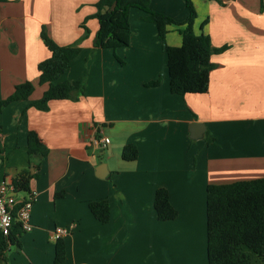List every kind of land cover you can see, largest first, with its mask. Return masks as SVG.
Segmentation results:
<instances>
[{"label":"crops","instance_id":"crops-1","mask_svg":"<svg viewBox=\"0 0 264 264\" xmlns=\"http://www.w3.org/2000/svg\"><path fill=\"white\" fill-rule=\"evenodd\" d=\"M96 2H0V100L17 85H34L28 100L0 114V181L28 172L36 194L31 230L17 228L18 244L0 264H53L54 230L70 226L62 264H208L207 187L264 180V0H192L197 33L207 20L202 32L214 68L206 93L183 96L170 92L164 41L148 13L130 10L127 47H93L98 23L88 17ZM150 8L177 22L188 16L185 0H150ZM82 25L88 36L58 81L84 79L83 95L36 110L30 105L48 87L38 83V64L51 55L41 28L67 46L83 36ZM165 42L179 46L181 38L172 28ZM195 123L205 127L197 140L190 138ZM95 129L110 141L103 151L89 145ZM29 131L49 150L41 161L27 154ZM127 144L138 148L134 162L121 158ZM161 188L178 213L174 220L157 219ZM101 201L110 210L106 223L88 207ZM253 264H264V255Z\"/></svg>","mask_w":264,"mask_h":264},{"label":"trees","instance_id":"trees-1","mask_svg":"<svg viewBox=\"0 0 264 264\" xmlns=\"http://www.w3.org/2000/svg\"><path fill=\"white\" fill-rule=\"evenodd\" d=\"M4 1L6 0H0ZM185 5L188 16L184 21L177 22L162 13L152 11L150 0H97L94 4L96 12L88 17L98 23L93 47L113 51L127 47L130 44L129 12L132 8L139 9L152 16L164 41L171 94H204L208 90L210 71L214 68L210 60V38L202 32L207 20L200 25V32L197 33V11L192 0H185ZM82 28L83 36L67 46L56 44L48 36L45 27L41 28L40 38L51 55L38 64V83L48 87L31 107L46 112L52 101H77L78 97L83 95L84 79L58 81L67 72L72 60L78 56L80 42L88 36L85 25H82ZM172 28L181 38L179 46H169L165 42ZM33 90L34 85L31 82L17 85L9 97L0 100V114L12 102L28 100ZM206 144H209L208 137ZM26 150L30 157H36L39 161L49 152L33 131L27 133ZM138 154V148L134 144H127L122 149L121 158L125 162H134ZM29 178L28 172H22L12 182L18 192L29 190ZM56 196L62 195L57 193ZM153 205L159 221L177 218L178 213L170 204L166 189L156 190ZM88 207L96 220L101 223L108 222L110 210L106 201L90 202ZM206 226L208 264H253L256 256L264 255V180L208 186ZM19 235L17 228L8 238L0 234V259L5 258L9 246L18 244ZM65 257L66 247L63 239L55 241L53 264H62Z\"/></svg>","mask_w":264,"mask_h":264},{"label":"built area","instance_id":"built-area-1","mask_svg":"<svg viewBox=\"0 0 264 264\" xmlns=\"http://www.w3.org/2000/svg\"><path fill=\"white\" fill-rule=\"evenodd\" d=\"M88 142L91 148L97 151L105 150L110 143L100 129H95L88 135ZM19 193H24L25 198L18 200ZM35 200V192H18L13 183L0 181V234L4 238H8L16 228H19L21 233L31 230L30 212ZM71 229V226L68 229L57 227L52 235L53 240L62 239Z\"/></svg>","mask_w":264,"mask_h":264},{"label":"water","instance_id":"water-1","mask_svg":"<svg viewBox=\"0 0 264 264\" xmlns=\"http://www.w3.org/2000/svg\"><path fill=\"white\" fill-rule=\"evenodd\" d=\"M204 130H205L204 125L199 123L192 124L190 127V132L192 133V136H190V138L193 140H197L202 136Z\"/></svg>","mask_w":264,"mask_h":264},{"label":"rangeland","instance_id":"rangeland-1","mask_svg":"<svg viewBox=\"0 0 264 264\" xmlns=\"http://www.w3.org/2000/svg\"><path fill=\"white\" fill-rule=\"evenodd\" d=\"M19 195H21V193Z\"/></svg>","mask_w":264,"mask_h":264}]
</instances>
